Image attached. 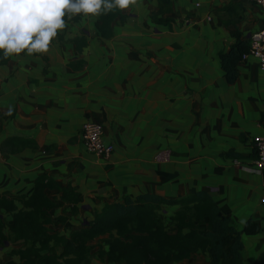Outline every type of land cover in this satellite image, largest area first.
<instances>
[{"label":"crops","instance_id":"1","mask_svg":"<svg viewBox=\"0 0 264 264\" xmlns=\"http://www.w3.org/2000/svg\"><path fill=\"white\" fill-rule=\"evenodd\" d=\"M171 3L166 26L150 19L157 0H137L121 9L125 19L114 21L109 39L98 36L97 15H87L67 24L47 53L25 51L0 66V196L27 193L40 175L71 185L80 196L78 217L57 225L63 210L50 211L51 229L68 234L92 220L104 201L206 191L241 234L244 264H254L264 251V176L248 169L252 140L264 128V72L249 56L228 84L218 54L234 43L235 28L249 39L263 17L238 0ZM237 17L236 27L225 25ZM76 38L85 43L80 53ZM78 59L80 69L68 66ZM91 121L113 145L106 159L88 153L81 138ZM12 138L32 140L35 148L11 152L3 144ZM231 151L239 159L229 158ZM176 208L159 213L168 220ZM249 221L256 234L245 232ZM19 246L4 243L0 264Z\"/></svg>","mask_w":264,"mask_h":264},{"label":"trees","instance_id":"2","mask_svg":"<svg viewBox=\"0 0 264 264\" xmlns=\"http://www.w3.org/2000/svg\"><path fill=\"white\" fill-rule=\"evenodd\" d=\"M171 12V0H157L150 19L156 25L166 26L173 21ZM83 16L65 17L66 25L79 22ZM116 19H125L119 8L97 16L100 38L112 36ZM241 19L225 21V25L236 27ZM60 31L53 41L63 40ZM232 37L235 39L232 46L218 54L228 84L236 81L241 58L250 47L249 39H243L237 28ZM74 44L80 53L85 43L82 38H76ZM11 57L5 59L0 52V66L6 65ZM83 64L78 59L68 66L78 70ZM261 120L264 122V115ZM3 146L11 152L35 148L32 140L23 138L9 139ZM229 153V158L239 159L232 151ZM46 191H57L60 196L58 199L50 197ZM79 203V193L71 185L61 187L46 175L38 176L27 193L1 195L0 247L4 243L20 244L6 254L8 259L2 264H92V259L102 264H180L196 253L204 254L208 264H244L241 234L206 191L199 190L180 199L145 193L135 198L125 197L121 202L104 201L101 208L94 211L92 220L79 230L62 234L51 229L50 211L62 208L56 224L65 225L70 218L78 217ZM164 206L177 207L168 220L159 213ZM5 216H9L10 221ZM245 232L256 234L258 229L249 221ZM254 264H264V251Z\"/></svg>","mask_w":264,"mask_h":264},{"label":"clouds","instance_id":"3","mask_svg":"<svg viewBox=\"0 0 264 264\" xmlns=\"http://www.w3.org/2000/svg\"><path fill=\"white\" fill-rule=\"evenodd\" d=\"M137 0H0V52L3 58L44 54L65 17L100 15L113 9H126Z\"/></svg>","mask_w":264,"mask_h":264},{"label":"built area","instance_id":"4","mask_svg":"<svg viewBox=\"0 0 264 264\" xmlns=\"http://www.w3.org/2000/svg\"><path fill=\"white\" fill-rule=\"evenodd\" d=\"M254 4L259 8L263 22L261 27L250 34V47L248 53L244 54L241 61L244 62L249 56L258 61L261 71L264 72V0H238ZM81 138L88 153L102 159H106L113 151V145L103 140V127L96 122H86L81 127ZM253 156L249 171L257 175L264 176V128L261 136L254 137L252 140ZM261 205H264L263 194L260 197Z\"/></svg>","mask_w":264,"mask_h":264},{"label":"rangeland","instance_id":"5","mask_svg":"<svg viewBox=\"0 0 264 264\" xmlns=\"http://www.w3.org/2000/svg\"><path fill=\"white\" fill-rule=\"evenodd\" d=\"M87 15H84L83 17L85 18ZM103 140H104V137H103ZM105 142V140H104ZM93 263L92 264H102V263H98L95 259H92ZM197 262H199L200 264H207V258L204 254L202 253H198V254H195L193 257H192V260H191V263H188V264H196ZM185 264V263H183Z\"/></svg>","mask_w":264,"mask_h":264},{"label":"water","instance_id":"6","mask_svg":"<svg viewBox=\"0 0 264 264\" xmlns=\"http://www.w3.org/2000/svg\"><path fill=\"white\" fill-rule=\"evenodd\" d=\"M248 38H249V36H248Z\"/></svg>","mask_w":264,"mask_h":264}]
</instances>
